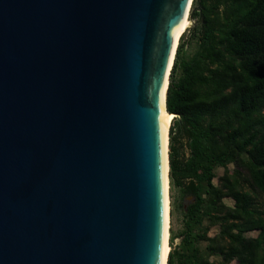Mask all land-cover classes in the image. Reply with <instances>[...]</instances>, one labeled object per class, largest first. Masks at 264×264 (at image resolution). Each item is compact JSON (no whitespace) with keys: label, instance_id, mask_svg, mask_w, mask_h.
Returning <instances> with one entry per match:
<instances>
[{"label":"water","instance_id":"obj_1","mask_svg":"<svg viewBox=\"0 0 264 264\" xmlns=\"http://www.w3.org/2000/svg\"><path fill=\"white\" fill-rule=\"evenodd\" d=\"M192 3L0 0V264H164L163 105Z\"/></svg>","mask_w":264,"mask_h":264},{"label":"trees","instance_id":"obj_2","mask_svg":"<svg viewBox=\"0 0 264 264\" xmlns=\"http://www.w3.org/2000/svg\"><path fill=\"white\" fill-rule=\"evenodd\" d=\"M190 15L196 51L180 37L166 109L170 185L192 202L167 264H264V0H193Z\"/></svg>","mask_w":264,"mask_h":264},{"label":"rangeland","instance_id":"obj_3","mask_svg":"<svg viewBox=\"0 0 264 264\" xmlns=\"http://www.w3.org/2000/svg\"><path fill=\"white\" fill-rule=\"evenodd\" d=\"M190 14V12H189ZM193 26L189 27L185 33L182 35L183 36V41L186 43L185 47H184V55L186 58L190 57L195 51H196V42L195 40H191V32L190 29H192L195 26L196 20L193 19ZM181 36V37H182ZM179 43V42H178ZM172 126V122L170 124L169 127V132H170V128ZM168 140H169V136H168ZM168 153H169V143H168ZM234 169V167L232 165H229L227 170L228 171H232ZM223 169L222 168H215L214 170V174L217 177H220L223 174ZM214 183H216V179L214 180ZM169 208H170V220H169V247H170V252H172L174 250V248L176 246L179 245L180 243V238H178L179 233L182 230V220H183V216L182 213H185V209L186 207L192 202V199L190 197H185V198H181L178 190L174 187H172V185H170V181H169ZM226 203H229L228 201ZM216 232L215 229H212L210 231V235H213ZM249 236L251 237H255L256 236V232L250 233ZM168 260V258H167ZM212 261H217L216 258H211Z\"/></svg>","mask_w":264,"mask_h":264},{"label":"bare ground","instance_id":"obj_4","mask_svg":"<svg viewBox=\"0 0 264 264\" xmlns=\"http://www.w3.org/2000/svg\"><path fill=\"white\" fill-rule=\"evenodd\" d=\"M191 8L189 6L188 10L186 11L185 13V16H184V19L182 21V24L180 26V29H179V32H178V35L176 37V41H175V44H174V48H173V51H172V55H171V58L174 54V51L176 49V47L178 46V42H179V39L180 37L185 33V31L193 26V21L189 19V12H190ZM167 81L165 82V86L167 88ZM163 114H164V128H165V152H166V182H167V213H166V238H165V255H164V264H167V258H168V255H169V251H170V247H169V220H170V208H169V205H170V202H169V179H168V159H167V156H168V143H169V140H168V136H169V127H170V124L173 120V115L172 114H169L166 110H165V107L163 105Z\"/></svg>","mask_w":264,"mask_h":264}]
</instances>
